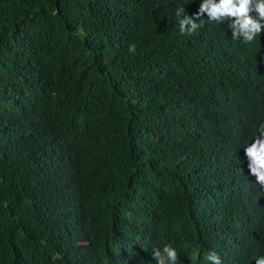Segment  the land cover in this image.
<instances>
[{"label": "trees", "instance_id": "1", "mask_svg": "<svg viewBox=\"0 0 264 264\" xmlns=\"http://www.w3.org/2000/svg\"><path fill=\"white\" fill-rule=\"evenodd\" d=\"M261 255L264 0H0V264Z\"/></svg>", "mask_w": 264, "mask_h": 264}, {"label": "clouds", "instance_id": "2", "mask_svg": "<svg viewBox=\"0 0 264 264\" xmlns=\"http://www.w3.org/2000/svg\"><path fill=\"white\" fill-rule=\"evenodd\" d=\"M255 140H257L256 142L259 143V140H258L257 138L254 139V141H255ZM254 141H253V142H254ZM259 260H260V261H264V258L262 257V255L259 257Z\"/></svg>", "mask_w": 264, "mask_h": 264}]
</instances>
